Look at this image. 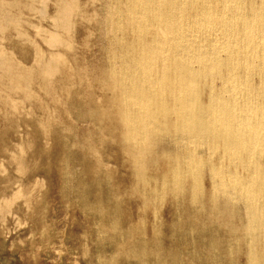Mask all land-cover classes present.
<instances>
[{
	"label": "rangeland",
	"instance_id": "rangeland-1",
	"mask_svg": "<svg viewBox=\"0 0 264 264\" xmlns=\"http://www.w3.org/2000/svg\"><path fill=\"white\" fill-rule=\"evenodd\" d=\"M119 1L0 0V264H264V154L231 151L216 115L183 134ZM240 54L202 78L204 112L212 93L238 104L235 75L264 106V55Z\"/></svg>",
	"mask_w": 264,
	"mask_h": 264
},
{
	"label": "bare ground",
	"instance_id": "bare-ground-1",
	"mask_svg": "<svg viewBox=\"0 0 264 264\" xmlns=\"http://www.w3.org/2000/svg\"><path fill=\"white\" fill-rule=\"evenodd\" d=\"M129 2L127 7L123 6L127 10L125 11L126 14L116 13L117 18L115 16L114 18L126 22L132 20L135 24L132 34L136 36V44H138V49L141 51V60L136 64L134 63L136 65L134 69L141 72L144 76L136 71L135 73L143 77L140 79L138 75L139 80L149 83L153 87H157L158 90L160 89L162 93H160L159 99L167 102L169 97L172 102L174 101L176 103L179 116L175 107L173 108V112L176 114V121H182L183 134L190 139L195 136L200 140L203 139V133L206 132L205 128L207 124L198 121L216 115L217 119L227 129L225 132L227 134H233V139L227 143L231 151L234 153L242 152V150L249 151L251 152V159L259 152L264 154V106H260L262 103H258V97H252L249 94L248 97L246 96L247 98L244 102L242 101L243 103L238 101L239 96L236 91L240 90L241 94L242 92H246L242 90L245 88L240 84L241 82H239L240 79H238V76L230 77L231 85H229V82L227 83L229 85L228 87L231 88L233 98H235L234 103L237 99L238 104L234 106H227L228 104L225 103V99H222L217 93L213 94L212 91L210 101L214 107L212 105L210 107L208 106L204 112L205 104L203 105V110H201L198 105L197 91L204 76L207 77L208 74H213L214 76V73L217 74L216 72L221 70L220 66L226 64L225 58L227 55L232 54L234 57L236 54L241 55L240 53H246V55L251 54L252 56H256L257 54L264 55V5H250L251 7L249 9L248 7L245 9L242 0H221L213 3L211 0H129ZM191 8H194L195 12L197 11L196 16L193 19H187V21L185 19L183 20V13L188 12ZM190 17L192 18V16ZM215 30H219V37L215 35V39H212V42L207 46L202 42L199 43V37L202 40V34L204 37L205 33L211 34ZM148 34L151 37L153 36V38L149 40ZM144 53L150 55L146 56V59L151 56L154 57L153 62L149 63L150 66L147 68H144V60H146L143 59ZM221 53H228L224 57L225 64H223L224 61H221L223 55L219 57ZM233 56L230 58L233 59V62H229L228 59L227 63H232V66L233 63L238 65L240 61L237 58L238 56L235 58ZM242 57L245 58V56ZM261 59L264 58L262 57ZM245 60L243 61L246 62L245 66H248L249 70L245 66L243 68L249 73L250 70L254 69H251V67L256 62ZM129 62L132 61L130 60ZM194 64L196 67H194ZM128 65L130 66L131 63H128ZM137 65H141V68H137ZM227 65L223 67L225 68ZM232 66H230L231 71ZM228 68L227 70H229ZM153 75H157L155 77L156 80L153 78ZM229 75L231 76V74ZM126 76H122V78H127L128 76ZM131 79L133 80L134 78ZM165 79L170 82L171 86L173 85L172 88L164 85ZM124 84H126L125 80ZM243 85L245 84L243 83ZM126 86L128 85L126 84ZM166 88H169V92H164ZM200 92L199 95H201ZM12 101L14 100L12 99ZM127 102L129 107L138 105L137 102L130 103L131 100H127ZM166 102L164 104H158L163 113L166 111ZM244 137L248 139H244ZM212 152L214 153L213 150ZM191 154L193 155V153Z\"/></svg>",
	"mask_w": 264,
	"mask_h": 264
}]
</instances>
